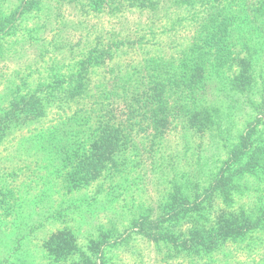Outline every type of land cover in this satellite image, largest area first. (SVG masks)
<instances>
[{
  "label": "trees",
  "instance_id": "trees-1",
  "mask_svg": "<svg viewBox=\"0 0 264 264\" xmlns=\"http://www.w3.org/2000/svg\"><path fill=\"white\" fill-rule=\"evenodd\" d=\"M39 1L24 0L10 12L0 11V47ZM65 1L92 12L113 9L114 14L131 6L151 14L181 8L186 14L194 11L191 19L203 22L193 27L195 36L185 48L167 57L155 58L150 51L139 56L136 47L127 44L130 37L122 35L123 28L104 34L89 46L75 70L13 96L0 115V143L17 126L45 122L51 116L53 126L42 127V133L35 137L47 143L51 150L47 155L64 161L61 187L71 192L103 178H121L124 172L146 168L153 157H158L159 166H152V170L170 174L161 160L173 132L185 139L184 145H189L186 140L196 133L207 134L214 143H223L227 153L209 184L199 186L201 192L194 191L183 182L187 179L185 170L172 168L176 171L169 181L173 189L164 207L140 214L129 231L165 221L163 230H146V235L193 250L194 246H212L219 239L244 236L263 227L264 210L257 214L219 208L214 210V219L204 214L206 207H216L219 202L233 204L235 192L251 190L250 179L264 174V74L256 75L253 57L241 46L249 30L255 28L244 25L236 41L242 9L233 5L234 0ZM210 7L214 11L209 12ZM198 9L204 14H198ZM261 13L256 12V16L260 18ZM174 27L172 23L170 28ZM246 112L252 119L234 135L236 116ZM193 165L202 170L203 164ZM9 193L0 187L1 207L9 202ZM187 217L192 223L187 230L190 236L178 240L177 228ZM211 220L219 225L209 228L205 222ZM75 237L66 230L51 234L45 242L48 254L57 261L65 260L75 250ZM117 237L116 233L102 232L101 238L89 245L115 244Z\"/></svg>",
  "mask_w": 264,
  "mask_h": 264
},
{
  "label": "rangeland",
  "instance_id": "rangeland-1",
  "mask_svg": "<svg viewBox=\"0 0 264 264\" xmlns=\"http://www.w3.org/2000/svg\"><path fill=\"white\" fill-rule=\"evenodd\" d=\"M23 1L0 0V11L10 12ZM233 5L242 9L236 41L240 40L244 25L255 28L249 30L241 46L253 57L256 75L263 76L264 13L258 18L256 12H264V0H234ZM178 9L151 14L131 6L123 13L114 14L113 9L92 12L65 0L39 1L0 47V115L18 92L75 70L89 46L106 33L123 28L122 35L130 37L127 44L135 46L142 57L146 51L155 58L167 57L185 48L195 36L193 27L201 25L203 20H192L194 11L186 14ZM198 14L203 15V9H198ZM172 23L174 28H170ZM51 119L49 116L45 122L19 125L0 143V187L10 191L9 202L0 206V264H264V226L244 236L219 239L212 246H194L193 250L183 244L172 246L167 240L155 241L146 235V230L153 233L163 230L165 221L129 231L140 214L164 207L168 192L173 189L169 181L176 171L172 168H183L187 176L183 182L201 192L226 159L223 143H214L207 134L196 133L186 140L191 146L184 145L185 139L175 131L169 137L168 150L161 154V163L171 175L167 170L163 174L153 171L152 166H159L158 157H153L149 163L154 165L124 172L121 178H103L69 192L60 182L64 161L47 155L51 152L49 146L35 137L42 133V127L53 126ZM250 119L247 112L238 114L233 134L243 130ZM195 162L203 164L202 170H196ZM260 176L250 179L251 190L234 193L233 204L219 202L216 207H206L204 214L214 219L217 217L214 210L219 208L262 213L264 174ZM194 218L199 220L196 214ZM182 224L177 228L178 240L190 236L187 232L192 224L190 218H184ZM205 224L209 228L219 225L212 220ZM61 230L76 236L75 250L65 260L57 261L48 254L45 242ZM102 232L118 234L119 241L91 247V240L100 239Z\"/></svg>",
  "mask_w": 264,
  "mask_h": 264
}]
</instances>
